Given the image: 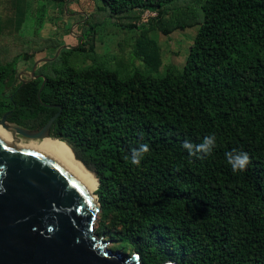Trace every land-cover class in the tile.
Segmentation results:
<instances>
[{"label": "trees", "instance_id": "1", "mask_svg": "<svg viewBox=\"0 0 264 264\" xmlns=\"http://www.w3.org/2000/svg\"><path fill=\"white\" fill-rule=\"evenodd\" d=\"M176 1L88 0L78 44L41 64V100L42 78L22 84L18 62L46 48L53 56L65 41L34 34L7 43L0 33V118L9 112V122L38 128L62 106L51 135L96 169L103 231L143 264H264V0H204L198 9ZM145 10L156 14L143 21ZM107 23L138 30L136 52L147 56L148 31L200 26L180 72L122 77L84 44ZM88 58L94 65L79 67ZM57 59L66 66L52 73ZM211 134L216 145L203 159L183 147ZM141 143L150 152L136 166L131 150ZM233 149L249 154L246 170L233 173L225 156Z\"/></svg>", "mask_w": 264, "mask_h": 264}, {"label": "water", "instance_id": "2", "mask_svg": "<svg viewBox=\"0 0 264 264\" xmlns=\"http://www.w3.org/2000/svg\"><path fill=\"white\" fill-rule=\"evenodd\" d=\"M71 46H60L53 56L38 58L30 71L19 73L22 84L42 78L39 100L46 75L36 74V69L41 63L56 59L63 47ZM61 111L59 105V110L38 128L9 122L7 112L0 118V126L12 136L54 138L51 129ZM66 144L74 159L93 173L98 183L96 169ZM100 209L98 195L91 193L55 157L0 136V264H143L138 252L113 250L108 241L95 234ZM168 261L177 264L170 259L161 264Z\"/></svg>", "mask_w": 264, "mask_h": 264}, {"label": "rangeland", "instance_id": "3", "mask_svg": "<svg viewBox=\"0 0 264 264\" xmlns=\"http://www.w3.org/2000/svg\"><path fill=\"white\" fill-rule=\"evenodd\" d=\"M87 1L88 0H84L81 6V11L83 12H87L92 8L90 6V3L87 4ZM203 1L204 0H178L176 1V3L189 5L195 9H198L199 5ZM28 2V0H19L16 3L10 2V0H0V33L4 35V38H6L4 39L5 42L10 43L12 39L17 40V38H19L18 35L28 37L35 36V16H33V13L29 10ZM30 2H32V10H35L36 4L37 8L41 7L43 4L42 0H31ZM17 7H19L20 9L19 14L17 13V10H14V13V11L12 12V10L10 9H15ZM52 12L54 13L55 11ZM8 13H12L13 16H8ZM170 13L171 12H169V14ZM68 14L69 26L71 27L69 32L63 33L68 35L67 40H64V38L62 40L65 41L67 45H76L79 41L77 34L82 33L80 22L83 20V17L81 14L80 16H76L75 18H73L75 19V23L72 24L70 23L71 13L68 12ZM22 15L23 21H20L19 18L22 17ZM202 16V11L199 10L198 21H201ZM59 21L61 23V20ZM199 26L200 23H196L193 26L187 27L185 29H176L168 34H164L156 29L148 31L145 35L146 44L148 45V56L145 54L141 55L136 52L135 46L140 36V32L138 30H122L111 23H107L104 26L100 27L94 37L89 34L88 38L84 41V44L86 45V47L93 49L94 51L102 54L105 58H107V62L105 61L106 65L111 69H118L122 77H125L134 70H140L141 72L145 73L152 70L155 74L180 72L185 64L189 46L194 39ZM57 27L58 26L56 24V28ZM11 47L14 51L19 49L17 45L14 47L11 44ZM54 52V48H46L42 52L35 53L34 57H32L29 62H18L17 67H19L18 70H20L18 72V78L20 79L19 73L22 70L29 71L31 69L30 65L33 64L36 59L44 56H50ZM150 56L155 58L154 63H150ZM9 57H11V59H9L11 61L15 56L11 53ZM41 64L38 66V68L43 71L47 70L45 69V67H42ZM92 65H94L93 61L88 58L83 63H81L79 67H87ZM65 66L66 65L62 64V59H57L50 66L49 70L50 72L54 73L55 70L63 69L65 68ZM22 77L25 78L24 75H22ZM0 131L3 132L1 129ZM3 133L6 134V132ZM8 136L24 143H29L31 141H41L22 135L12 136L10 134ZM97 187L94 190V194L96 195ZM95 234L98 237H103V240L108 241V246L113 250H120L115 245V241L113 240V238L103 231L102 224L99 221V215L95 222ZM124 253H133V251H125Z\"/></svg>", "mask_w": 264, "mask_h": 264}, {"label": "bare ground", "instance_id": "4", "mask_svg": "<svg viewBox=\"0 0 264 264\" xmlns=\"http://www.w3.org/2000/svg\"><path fill=\"white\" fill-rule=\"evenodd\" d=\"M0 129L10 135L9 131L2 128V126H0ZM3 132L0 131V136L13 144L41 150L55 157L71 171L91 193H94L98 184L97 179L94 177L93 173L85 169L79 161L74 159L69 147L64 141L55 138H44L40 142L31 141L29 143H24L15 140Z\"/></svg>", "mask_w": 264, "mask_h": 264}, {"label": "crops", "instance_id": "5", "mask_svg": "<svg viewBox=\"0 0 264 264\" xmlns=\"http://www.w3.org/2000/svg\"><path fill=\"white\" fill-rule=\"evenodd\" d=\"M29 5L28 8L29 10L33 13V16H35V22H34V31L35 34L42 35L43 37H54V36H59L64 40H67V34H63L66 30V28L69 27V14L68 12L71 13V18H70V23L74 24L75 23V18L76 16H80L84 14L83 11H81V6L83 4L84 0H74L71 4L68 5V3H61L56 0H42L43 4L42 6L45 7L44 10V18L42 21L41 28L37 31L36 25H37V18L40 12V7L37 8V4L35 7V10H32V2L31 0H28ZM35 1V0H34ZM88 4V2H87ZM41 6V7H42ZM52 9H50V8ZM70 9L71 11H68ZM38 11V12H37ZM52 11H55L54 13ZM73 11V12H72ZM66 18V19H65ZM65 19V20H64ZM61 20V23L60 21ZM59 21V23H58ZM56 24L57 27L56 28ZM71 25V24H70ZM71 27V26H70Z\"/></svg>", "mask_w": 264, "mask_h": 264}, {"label": "clouds", "instance_id": "6", "mask_svg": "<svg viewBox=\"0 0 264 264\" xmlns=\"http://www.w3.org/2000/svg\"><path fill=\"white\" fill-rule=\"evenodd\" d=\"M216 145V136L211 134L204 137L200 144H192L185 141L183 147L189 152L192 157L203 159V155L211 154ZM150 152V146L147 143H141L138 147L131 150V163L139 166L144 157ZM228 164L231 166L233 173L242 172L246 170L251 162L249 154L243 150L233 149L225 153ZM167 264H174L173 261H168Z\"/></svg>", "mask_w": 264, "mask_h": 264}, {"label": "built area", "instance_id": "7", "mask_svg": "<svg viewBox=\"0 0 264 264\" xmlns=\"http://www.w3.org/2000/svg\"><path fill=\"white\" fill-rule=\"evenodd\" d=\"M155 14H156L155 11L145 10V12L142 15V20L147 21L150 16H153Z\"/></svg>", "mask_w": 264, "mask_h": 264}, {"label": "flooded vegetation", "instance_id": "8", "mask_svg": "<svg viewBox=\"0 0 264 264\" xmlns=\"http://www.w3.org/2000/svg\"><path fill=\"white\" fill-rule=\"evenodd\" d=\"M30 70H31V69H30ZM30 70H29V71H30ZM35 73H36V74H44L42 71L39 70V68L36 69ZM24 76H25V78L27 77L26 75H24ZM22 78H23V77H22Z\"/></svg>", "mask_w": 264, "mask_h": 264}]
</instances>
